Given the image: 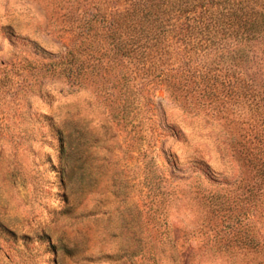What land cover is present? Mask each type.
I'll return each mask as SVG.
<instances>
[{"label":"rangeland","instance_id":"rangeland-1","mask_svg":"<svg viewBox=\"0 0 264 264\" xmlns=\"http://www.w3.org/2000/svg\"><path fill=\"white\" fill-rule=\"evenodd\" d=\"M113 7L0 0V264H264L248 104L112 59Z\"/></svg>","mask_w":264,"mask_h":264},{"label":"trees","instance_id":"trees-1","mask_svg":"<svg viewBox=\"0 0 264 264\" xmlns=\"http://www.w3.org/2000/svg\"><path fill=\"white\" fill-rule=\"evenodd\" d=\"M113 1L120 8L87 20L103 22L112 59H135L176 96L247 103L254 139L264 135V0ZM61 66L80 74L71 49Z\"/></svg>","mask_w":264,"mask_h":264}]
</instances>
